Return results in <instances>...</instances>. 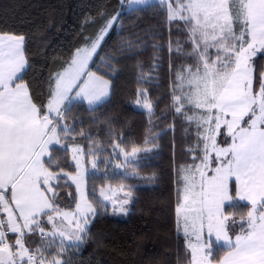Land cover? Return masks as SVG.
Segmentation results:
<instances>
[{
	"label": "snow or ice",
	"instance_id": "6c2138e0",
	"mask_svg": "<svg viewBox=\"0 0 264 264\" xmlns=\"http://www.w3.org/2000/svg\"><path fill=\"white\" fill-rule=\"evenodd\" d=\"M159 3L167 6L169 24L183 23V44L191 46L186 50L177 39L173 48L170 39V53L193 61L176 71L171 104L196 126L195 145L188 149L196 154L191 164L178 169L177 183L182 186L176 189L175 206L177 233L182 230L187 240L189 264H264V70L254 75L255 61L264 58V0ZM115 19L106 22L90 47L76 49L68 68L54 75L46 104H37L24 82L25 37L0 33V212L6 214V219L0 217V264H69L57 258L65 251L64 240L83 242L81 233L87 235L91 217L100 214L97 208H105L99 200L93 207L81 192L83 205L77 204L75 213L61 211L51 182L63 179L55 171H62V166L53 153L66 152L61 139L75 131L61 123L73 101L82 97L91 106L108 95L109 81L85 69ZM82 76L87 79L81 81ZM74 89L78 90L70 95ZM143 106L151 113L150 101L146 99ZM139 151L121 149L126 162ZM80 152L73 149L77 172L69 177L78 191L84 182ZM92 167H97L95 160ZM100 196L112 202L115 212L127 215L131 190L119 201L103 188ZM243 208L246 213L237 219V210ZM51 213L62 216L69 226L74 223L75 232L57 229L54 223L53 231L45 232L38 217L47 215L52 223ZM9 233L15 236L10 238ZM28 233H39V245L26 246ZM48 235L61 237L57 256L50 260L44 258L54 243L45 240ZM219 251L224 255L218 257Z\"/></svg>",
	"mask_w": 264,
	"mask_h": 264
},
{
	"label": "trees",
	"instance_id": "16d2710c",
	"mask_svg": "<svg viewBox=\"0 0 264 264\" xmlns=\"http://www.w3.org/2000/svg\"><path fill=\"white\" fill-rule=\"evenodd\" d=\"M128 3L129 0H0V33L25 37L28 67L24 82L34 101L46 104L54 75L66 68L76 49L90 46L106 22L116 18L89 67L110 82V95L91 109L82 102H73L63 122L75 131L64 142L78 145L85 152L98 148L101 157L111 156L115 145L125 152L150 143L157 149L151 158L128 164L126 174H88V196L95 207L98 190L107 185L131 190L133 202L127 215L97 208L100 214L90 220L83 242H70L57 258L69 264H189L187 243L177 233L175 206L176 189L181 187L177 183L178 169L191 164L196 154L188 151L195 145L196 126L176 113L171 104L176 71L193 61L175 51L170 53L169 40L173 48L177 39L186 50L191 46L183 44V23L167 22L165 5L154 3L128 9ZM255 63L254 75H258L264 70V58ZM257 87L258 81L254 80ZM146 99L152 104L151 113L136 107ZM53 156L62 166V171L55 170L57 174H74L68 149L54 152ZM52 185L61 211L74 210V186L64 177ZM246 211L238 209L236 217ZM38 219L48 229L47 215ZM27 235L26 246L32 242L33 247L39 245L38 233ZM59 246L55 242L47 248L45 259L57 256ZM216 255L223 256L224 252Z\"/></svg>",
	"mask_w": 264,
	"mask_h": 264
},
{
	"label": "rangeland",
	"instance_id": "374dc122",
	"mask_svg": "<svg viewBox=\"0 0 264 264\" xmlns=\"http://www.w3.org/2000/svg\"><path fill=\"white\" fill-rule=\"evenodd\" d=\"M152 1H155V0H147V3H151ZM156 1H158V0H156ZM114 22H115V20L113 21V24H114ZM113 24H112V26H113ZM111 28L107 29V31L105 32V34L103 36V39L109 33ZM103 39L99 42V45L101 44ZM90 46H88V47H90ZM98 47H97V49H98ZM94 55H95V53L93 54L91 60L88 62V66L85 69L86 72L90 71L89 67H90V65L92 63ZM70 62H69V64H70ZM68 65L66 66V68H68ZM65 69H63L60 72H63ZM84 79H87V77L86 76H82L81 77V81L84 80ZM53 87H54V84H53ZM77 90L78 89H74L73 92L70 95H74L75 91H77ZM110 91H111V84L109 82L108 95L106 97H104L101 102H98L95 105H91L90 106L88 104V102L86 100H84L82 97L77 98L73 102H82L88 108L91 109V108H94V107L100 105L101 103L105 102L108 99L109 95H110ZM176 94L180 95V92L177 91ZM144 102H145L144 100L140 101L136 105V107L138 109H140V110H144V111H148L149 112V110L143 106ZM189 114H191V112H189ZM61 123L64 124L63 121H61ZM191 123H193L195 125L194 122H191ZM64 141H65V138L62 137V139H61L62 145H67ZM74 148H79L81 150L80 154L77 155V159L80 161V170L84 172V182H83V184L81 186V190L80 191L77 190L76 184L69 178L70 176L76 175V172H77V167H76L77 161L72 159L73 154H74L73 153V149ZM67 149H68L69 154H70L71 163L73 164V166L75 168V172H74V174L67 173L66 176L64 175L65 174L64 172H61V173H59V175L64 177L69 183H71L74 186L75 191H76V195H77V203H76V205L77 204L83 205V200L81 198V192H83V195L88 200V202L91 203V201L89 199V196H88V189H87V176H88V174L92 173V174L115 175V174H118V173H125V168H126V166L128 164L134 163V162H136V161H138L140 159H149V158H151L154 155L155 150L157 149V145L153 144V143H150V144H148V145H146L144 147H140L139 149H141V151H139L136 154L135 157H129L127 162L125 161L124 153L121 152V149L119 147H114V149H113V151L111 153V156H109V157H101V156H99V154H98L99 149L98 148H93V149H90L89 151L85 152L83 150V148L78 146V145H67ZM145 149H148V150L145 151ZM93 160H95V162H96V165H97L96 168L92 167ZM99 164L102 166L101 168H99V166H100ZM116 165H121V167L117 168ZM54 181H52L51 183H53ZM101 188H103L105 190L106 194L110 195L116 201L122 200L124 198V195H125V192H126L125 190L124 191H120V188L111 187L109 185H107L105 187H101ZM100 189L98 190V193H97V199L99 201H102L105 204V208H109L111 211H114L112 202L111 201H104L103 197L100 196ZM133 199H134V197L132 196L130 203L126 206L128 209H130V205L132 204ZM93 207H95V206L93 205ZM105 208H103V209H105ZM68 212L69 213H75L76 212V206H75L74 210L68 211ZM121 214L125 215L124 213H121ZM53 216L55 217V214H53ZM70 218H72V217H70ZM92 218L93 217H91V219ZM236 218L239 219V217H236ZM45 221L48 224V229L45 230V232H47V233H51L53 231V223L55 224L57 229H63L65 231L69 232V233H74L75 232V224L73 223L71 226H69L68 222L66 220H64V218L62 216L55 217L54 222H52V223L48 222V219H46ZM61 221H63V223H61ZM45 240L46 241H54V243L58 242L59 244L61 243V237H59L58 235L57 236L48 235L45 238ZM64 242H65L64 246L67 247L68 246L67 244L72 242V241L68 240V239H65ZM74 243H76V242H74Z\"/></svg>",
	"mask_w": 264,
	"mask_h": 264
},
{
	"label": "crops",
	"instance_id": "0c3cea01",
	"mask_svg": "<svg viewBox=\"0 0 264 264\" xmlns=\"http://www.w3.org/2000/svg\"><path fill=\"white\" fill-rule=\"evenodd\" d=\"M156 1V0H155ZM152 1L151 3H145V4H134V3H128V5H127V8L128 9H135V8H138V7H143V6H147V5H150V4H154V3H159V0L158 1ZM182 186V185H181ZM49 196H50V193H49ZM47 211V210H46ZM53 214H55V213H53ZM52 214V215H53ZM42 216V215H41ZM39 218V217H38ZM48 225V224H47ZM87 227H88V225L86 226V229H87ZM45 229V228H44ZM46 230V229H45ZM27 231V230H26ZM29 234V233H28ZM39 234V233H38ZM180 234L182 235V237L185 239V241H186V243H187V240H186V238L184 237V234H183V231L181 230L180 231ZM81 235L83 236L84 235V233H81ZM15 236V234H12L11 233V235H10V237H14ZM72 242L71 243H74V242H76L77 244L80 242V241H76L75 239H72L71 240ZM193 242H194V238H193ZM69 244V243H68ZM190 251V250H189Z\"/></svg>",
	"mask_w": 264,
	"mask_h": 264
},
{
	"label": "built area",
	"instance_id": "2783aa9c",
	"mask_svg": "<svg viewBox=\"0 0 264 264\" xmlns=\"http://www.w3.org/2000/svg\"><path fill=\"white\" fill-rule=\"evenodd\" d=\"M0 217H3V218L6 219V214L3 213V212H0ZM8 235H9V237H10L11 233H9ZM37 255L39 256V254H37ZM44 258H45V256H44Z\"/></svg>",
	"mask_w": 264,
	"mask_h": 264
}]
</instances>
